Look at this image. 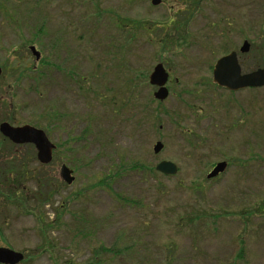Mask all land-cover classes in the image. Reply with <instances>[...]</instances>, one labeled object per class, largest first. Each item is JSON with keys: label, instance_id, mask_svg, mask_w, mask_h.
<instances>
[{"label": "rangeland", "instance_id": "rangeland-1", "mask_svg": "<svg viewBox=\"0 0 264 264\" xmlns=\"http://www.w3.org/2000/svg\"><path fill=\"white\" fill-rule=\"evenodd\" d=\"M177 1L0 0V123L41 128L57 146L42 166L34 145L0 132V247L23 253L19 264H264V88L231 94L213 82L235 48L230 0H202L195 13ZM250 20L255 70L264 7ZM160 62L171 73L163 102L149 82ZM161 160L179 172L148 171Z\"/></svg>", "mask_w": 264, "mask_h": 264}, {"label": "water", "instance_id": "water-1", "mask_svg": "<svg viewBox=\"0 0 264 264\" xmlns=\"http://www.w3.org/2000/svg\"><path fill=\"white\" fill-rule=\"evenodd\" d=\"M154 5L159 4V0H153ZM247 43L242 47V51L247 50ZM33 55L37 60L40 59L41 53L35 46L30 47ZM2 69L0 68V75ZM169 74L166 72L163 64H158L154 68L150 76V83L153 86L159 87L155 92L154 97L157 100L164 101L169 96V91L166 87ZM213 78L215 83L220 87L229 90H239L247 87L260 88L264 87V69H258L250 74H241V68L238 64L237 54L235 52L220 58L214 68ZM0 132L12 142L16 144L31 143L36 146L38 151V159L43 164H48L52 161L53 150L55 144L50 141L44 130L31 125H24L15 127L8 122H3L0 125ZM164 149V144L158 141L153 151L159 154ZM227 162L222 161L215 165V167L208 173L207 178L212 179L226 170ZM156 170L164 175L174 176L178 173V166L169 160H162L157 163ZM61 177L68 183L72 184L75 180L73 170L67 165L61 166ZM24 260V254L10 248L0 247V264H19Z\"/></svg>", "mask_w": 264, "mask_h": 264}, {"label": "flooded vegetation", "instance_id": "flooded-vegetation-1", "mask_svg": "<svg viewBox=\"0 0 264 264\" xmlns=\"http://www.w3.org/2000/svg\"><path fill=\"white\" fill-rule=\"evenodd\" d=\"M237 1L238 2H236V0H230L229 1V3H230V11L231 12H228L229 13L228 39H229V44L234 46L235 48L233 50L231 49L229 51V53L221 56L220 58L235 52L237 54L238 64H239V66L241 68V74L245 75V74H250L253 71L258 70V69H264V67L258 66L255 70H253L251 68V66H250V52H251V49H252V43L250 42V34H251L250 12L251 11L261 12V10L264 7V4L262 3L263 0H254V1H252V0H237ZM163 2H164V0H159V4L158 5H161ZM177 2H180L181 4H184L185 6H189V7L194 6V7H196L194 9L195 10L194 13L198 10L199 6L202 4L201 3L202 0H179ZM151 3L154 5L153 0H151ZM155 6H157V5H155ZM194 13H193V15H194ZM187 22H188V20L183 21V22L178 23V24H175L174 25V30L176 32H180V30L183 28V26H184V28H186L187 25H185V24ZM172 23H175L174 18L169 19L168 23H166L167 26L166 27L162 26V28L163 29L164 28L168 29L167 27H170ZM222 25H224V23L221 22L220 19H219L215 23L212 22L211 25L208 26V29H213L214 27L220 28ZM135 26L137 27V29H140L139 22L136 21V23L130 24L127 27V30L132 29ZM237 28H239L241 30V38L240 39H237V37H236ZM142 29H145L147 32H149V30L147 29L146 25H144V28H142ZM183 34H185V33H183ZM187 35H182V34L179 35L180 37L177 38V40L175 42H177L178 45H180L182 42H186L187 41ZM221 35H223V34H221ZM167 36L170 37V35L168 33H167ZM166 42L169 43V40H167ZM245 43H247L248 48H247V50L242 51L241 49H242V47L244 46ZM237 45H239V46H237ZM220 58H218L216 60L215 64H214L213 71H212V76H213V73H214L215 65H216L217 61ZM160 63L163 64V66L165 67V64L163 62H160ZM247 63H248V66H247ZM157 64H159V63H157ZM165 69H166L167 73L169 74V78L167 80L166 87H167V89L169 91V96H170L171 92H170V89L168 87V84H169L170 79H171V73H170L169 70H167L166 67H165ZM153 70H152V72H153ZM175 82L178 83V80L176 79ZM213 82H214V84H216L217 87H219L221 89H224V90L230 92L231 94H236V93H240V92H244V91L246 92V91H249V90L257 89V88H253V87H247V88H243V89H239V90L235 91V90H229V89L224 88V87H220L217 83H215L214 78H213ZM158 89L159 88H157V90ZM232 97H234V96H232ZM6 122H8V121H6ZM11 125H13V124H11ZM226 162H227V167H226V170L223 173H225L227 171V169H228V167L230 165V163L228 161H226Z\"/></svg>", "mask_w": 264, "mask_h": 264}, {"label": "trees", "instance_id": "trees-1", "mask_svg": "<svg viewBox=\"0 0 264 264\" xmlns=\"http://www.w3.org/2000/svg\"><path fill=\"white\" fill-rule=\"evenodd\" d=\"M44 61V60H43ZM11 164V163H10ZM9 164V165H10ZM14 167V166H13ZM12 167V168H13ZM141 167L142 168H145L144 166H142L141 165ZM22 168L23 169H25V167H24V165H22ZM148 171L149 172H152V174H154V175H158L157 173V171L155 170V167H148ZM20 173H22V172H20ZM215 180V179H214ZM212 181V180H211ZM209 183V180L207 181V180H205V183ZM35 183H36V185L38 186V182L35 180ZM204 183H201L200 185H198V187H197V189H198V191L199 190H201L202 189V185H203ZM5 191H7V193L6 192H4V194H5V196L8 198V200L10 199H12V197H14L15 195H16V191H15V189H14V187L12 188V187H8L7 188V190H5ZM102 251H106V249L105 248H101V250H100V253H102ZM107 252V251H106ZM102 261L101 260H99V261H97V260H95V259H92V261L91 262H89V264H96V263H101Z\"/></svg>", "mask_w": 264, "mask_h": 264}]
</instances>
